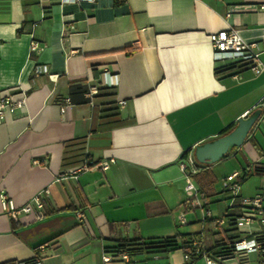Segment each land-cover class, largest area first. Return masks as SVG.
<instances>
[{
  "label": "crops",
  "instance_id": "crops-1",
  "mask_svg": "<svg viewBox=\"0 0 264 264\" xmlns=\"http://www.w3.org/2000/svg\"><path fill=\"white\" fill-rule=\"evenodd\" d=\"M260 1L0 0V95L24 97L0 113V192L23 205L48 190L41 218L15 221L0 203V264H103L104 250L130 239H200L210 252L236 240L238 200L230 206L215 183L252 161L264 169V70L218 67L209 34L237 29L264 63ZM37 63L48 72L34 75ZM89 85L98 89L91 99ZM256 108L242 145L199 166L196 192L187 191L183 153ZM241 151L250 155L227 163ZM104 159H113L105 170L72 172ZM251 174L264 186V170ZM158 252L175 264L183 247ZM200 258L193 264H205ZM261 259L249 253V264Z\"/></svg>",
  "mask_w": 264,
  "mask_h": 264
},
{
  "label": "built area",
  "instance_id": "built-area-1",
  "mask_svg": "<svg viewBox=\"0 0 264 264\" xmlns=\"http://www.w3.org/2000/svg\"><path fill=\"white\" fill-rule=\"evenodd\" d=\"M259 8L264 7V0L256 4ZM209 39L214 51L215 61L220 62L218 67L235 66L249 67L255 73L264 70V63L259 59V51L255 41H247L237 29L232 27L222 28L209 34ZM32 49L35 44L32 43ZM48 72L45 64L37 63L34 66L33 74ZM237 77V73L233 74ZM98 89L95 85H89L84 92L86 98L91 99ZM64 102L69 103V97L64 98ZM24 103V97L18 100H11L8 95H0V113L10 107H20ZM60 111H65V105H61ZM113 159H104L99 163H91L85 161L74 171L86 170L92 164L102 170L109 167ZM193 153L189 152L182 156L179 162L180 168L184 173L185 189L187 191L196 192V185L191 178L190 173L197 171V164ZM257 161H252L249 166L234 170L226 174L222 180V189L228 194L229 205L232 206L238 200L239 211L235 215L233 225L238 236L231 243V256L226 258L218 257L217 260L204 249L200 239L192 240L183 249L182 260L175 264H193L194 259L202 257L205 264H221L227 259H234L237 264H249V253L255 252L262 256L260 264H264V186L260 187L252 196H244L240 194L241 183L250 173L262 172L260 166H257ZM48 192L47 188L36 193L29 202L23 205H16L14 200L4 192H0V203L2 209L15 221L19 215L32 213L35 218H41L44 215L43 211V195ZM192 206H201L199 200L192 199ZM202 207V206H201ZM204 218L211 217V211L203 209ZM181 221L184 222L183 216ZM215 223L222 225L225 223V217H216ZM157 250L143 251L141 253L133 252L129 246L117 244L116 246L106 249L102 252L103 264H150L147 254L156 253ZM144 255V256H141ZM221 262V263H220ZM21 264H48L43 262L38 257H32L23 261Z\"/></svg>",
  "mask_w": 264,
  "mask_h": 264
},
{
  "label": "water",
  "instance_id": "water-1",
  "mask_svg": "<svg viewBox=\"0 0 264 264\" xmlns=\"http://www.w3.org/2000/svg\"><path fill=\"white\" fill-rule=\"evenodd\" d=\"M260 113V110L255 109L245 117H238L230 131L196 144L192 150L195 159L200 163L211 164L225 156L232 146H241Z\"/></svg>",
  "mask_w": 264,
  "mask_h": 264
},
{
  "label": "trees",
  "instance_id": "trees-1",
  "mask_svg": "<svg viewBox=\"0 0 264 264\" xmlns=\"http://www.w3.org/2000/svg\"><path fill=\"white\" fill-rule=\"evenodd\" d=\"M115 1L116 2H120L121 0H115ZM87 87L88 86H86V88L83 89V92H85L87 90ZM256 109L260 110V112L262 110L261 108H256ZM233 126L234 125L227 126L221 132V134L230 131L233 128ZM251 140H252V143L256 146V143L254 142L253 138ZM233 147H235V146H232L231 148H233ZM186 154H187V152H184L182 156H184ZM197 164L199 166H203L204 163L198 162ZM199 173L200 172L196 171V172L190 173V175H191V177H196L197 174H199ZM205 180L207 181V183L204 186H200L202 191H205L204 189H205V186L207 184L209 185V184L212 183V178H208V179H205ZM184 243H185V241H180L175 236H172V237H165V238H162V239H155V238H150V239H147V240H144V239H130V240L121 241L118 244L119 245L123 244V245L129 246L131 251L137 252V253H141L143 251H150V250L160 251L162 249H175V248H178V247H183V249H184L187 246V244L184 245ZM208 252L215 258H218V257H220V258L229 257V256H231V253H232L231 252V244L230 243H226L223 247L220 248L219 251H213V252L208 251Z\"/></svg>",
  "mask_w": 264,
  "mask_h": 264
},
{
  "label": "rangeland",
  "instance_id": "rangeland-1",
  "mask_svg": "<svg viewBox=\"0 0 264 264\" xmlns=\"http://www.w3.org/2000/svg\"><path fill=\"white\" fill-rule=\"evenodd\" d=\"M259 140L262 139V141H264V135H262V137L258 136ZM244 154H247L248 156L250 155L248 152L244 151V152H238L236 155L231 156L229 162L230 164H237L236 160H243L244 159ZM225 164L224 166H222V168H226ZM238 166V165H237ZM228 168V167H227ZM262 176H260L259 174H251L249 177H247L245 180L242 181L241 183V189L244 196H252L253 194H255V192L259 189L257 188L260 184V179ZM220 179V178H219ZM216 184V188L217 190L221 191L222 189V185L221 182H217ZM257 188V189H256ZM223 190V189H222ZM251 192V193H249ZM226 193V192H225ZM227 194V193H226ZM228 203H229V198L227 197ZM215 202H211V204H214ZM205 208V207H203ZM199 209V208H198ZM201 209V208H200ZM205 233H209V231H205ZM178 249V248H177ZM179 250H181V248H179ZM162 252H156V253H149L147 254V258L150 264H167L166 263V259L165 256H160L162 255ZM144 256V255H141ZM254 257L253 255H251V258ZM202 259V258H200ZM254 259V258H253Z\"/></svg>",
  "mask_w": 264,
  "mask_h": 264
}]
</instances>
